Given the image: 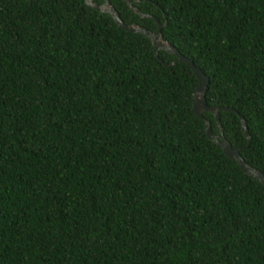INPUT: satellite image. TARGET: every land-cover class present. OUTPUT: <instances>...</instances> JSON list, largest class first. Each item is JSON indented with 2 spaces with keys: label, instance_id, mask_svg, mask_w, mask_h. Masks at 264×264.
<instances>
[{
  "label": "trees",
  "instance_id": "16d2710c",
  "mask_svg": "<svg viewBox=\"0 0 264 264\" xmlns=\"http://www.w3.org/2000/svg\"><path fill=\"white\" fill-rule=\"evenodd\" d=\"M132 4L244 117L247 147L219 111L264 173V0ZM158 56L85 0H0V264H264V186L206 136L191 68Z\"/></svg>",
  "mask_w": 264,
  "mask_h": 264
},
{
  "label": "water",
  "instance_id": "95a60500",
  "mask_svg": "<svg viewBox=\"0 0 264 264\" xmlns=\"http://www.w3.org/2000/svg\"><path fill=\"white\" fill-rule=\"evenodd\" d=\"M127 5L140 17H151L153 18L156 23L157 27L154 31H151L142 25H139L137 23H132V24H125L122 19L120 18L119 13L115 10V8L110 4L108 0H104L101 5L98 3L94 2L93 0H85V3L94 9L98 10L101 13H107L114 21L115 23L121 27L122 29L128 31V32H133V33H140L146 36L152 43L155 51L157 58L158 56V51L159 50H164L167 53L174 55L176 57V60L171 62V63H165L166 65H173L178 62H184L186 63L193 73L195 74L197 78V86L195 87L193 93H192V107L194 113L198 116L199 119H202L204 121V131L206 136L212 140L216 145L220 146L223 153L234 160L238 166L241 168V170L248 176L256 179L259 181L263 186H264V173L256 169L255 167H252L248 164L247 161L244 160V158L240 154V147H232L229 141L226 139V137L223 134L222 127L220 124V110H228V111H233L235 112L241 123V129L243 131V134L246 138V145L247 147L250 143L251 136L248 132V129L245 124L244 117L239 115L236 110L233 108H228V107H221V106H209L206 103V98H205V93L209 85V78L206 74H204L200 69H198L193 61L189 59L188 57L184 56L180 51L175 48L171 43H169L162 35L161 29H162V24L158 22L154 16H151L149 14L142 13L141 10L132 4V0H124ZM137 1V0H135ZM202 112H210L215 116L216 123L219 127V133L216 134L212 131L210 121L206 119Z\"/></svg>",
  "mask_w": 264,
  "mask_h": 264
}]
</instances>
